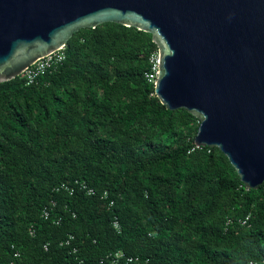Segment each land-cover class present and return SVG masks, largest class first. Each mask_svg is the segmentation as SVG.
Returning a JSON list of instances; mask_svg holds the SVG:
<instances>
[{
    "label": "trees",
    "instance_id": "1",
    "mask_svg": "<svg viewBox=\"0 0 264 264\" xmlns=\"http://www.w3.org/2000/svg\"><path fill=\"white\" fill-rule=\"evenodd\" d=\"M156 49L106 22L32 84L0 83V264H264V182L247 189L159 102Z\"/></svg>",
    "mask_w": 264,
    "mask_h": 264
},
{
    "label": "water",
    "instance_id": "2",
    "mask_svg": "<svg viewBox=\"0 0 264 264\" xmlns=\"http://www.w3.org/2000/svg\"><path fill=\"white\" fill-rule=\"evenodd\" d=\"M111 22L147 32L158 53L154 94L198 121L247 189L264 182V0H0V83Z\"/></svg>",
    "mask_w": 264,
    "mask_h": 264
},
{
    "label": "built area",
    "instance_id": "3",
    "mask_svg": "<svg viewBox=\"0 0 264 264\" xmlns=\"http://www.w3.org/2000/svg\"><path fill=\"white\" fill-rule=\"evenodd\" d=\"M64 58H65L64 47H62L52 53H49L48 55L42 58L37 59L32 65L27 67L20 74V76L22 77L26 85L32 84L37 77L47 72H51L57 69L58 66L63 62ZM149 62L151 64V68H150V72L145 74V78L148 82L153 83L157 75V63H158L157 49L150 54ZM74 185L77 186L81 190H87V188L84 185L79 184L78 186V182H75ZM60 187L67 189V186L63 183L60 185ZM70 192H72V190H70ZM92 193H93V190L91 189L87 190V194H92ZM104 196H106L105 193H104ZM110 204H112V202H110ZM50 205L53 206L54 203L51 202ZM41 216L44 219H49L48 207L44 208ZM244 221H242V223H244ZM113 226L114 228L119 230V227L117 226L116 222L113 223ZM116 255L120 257L122 256L121 254H115V256ZM131 260H132L131 258L127 259V261H131ZM248 264H256V263L253 261H249Z\"/></svg>",
    "mask_w": 264,
    "mask_h": 264
}]
</instances>
